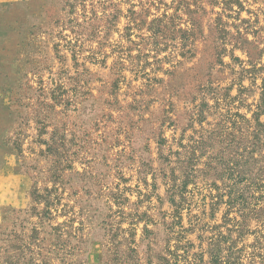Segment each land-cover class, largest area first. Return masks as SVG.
<instances>
[{"label": "rangeland", "instance_id": "rangeland-1", "mask_svg": "<svg viewBox=\"0 0 264 264\" xmlns=\"http://www.w3.org/2000/svg\"><path fill=\"white\" fill-rule=\"evenodd\" d=\"M30 8L2 36L0 85L13 120L0 144L17 152L27 192L20 206L0 209V262L30 245L36 264H175L180 225L164 158L185 129L192 135V119L197 130L222 129L256 112L264 0H33ZM212 182L189 185L185 228L216 195ZM223 212L210 219L207 208L205 220L220 224Z\"/></svg>", "mask_w": 264, "mask_h": 264}, {"label": "trees", "instance_id": "trees-1", "mask_svg": "<svg viewBox=\"0 0 264 264\" xmlns=\"http://www.w3.org/2000/svg\"><path fill=\"white\" fill-rule=\"evenodd\" d=\"M8 8V6H4ZM6 10V9H5ZM0 41L4 44L3 66L7 61L6 55L9 46L8 40L2 36L7 29H12L20 24L12 21L13 15H0ZM7 21V23H6ZM223 37L220 39L223 41ZM244 44L250 43L243 41ZM242 48V47H241ZM227 53L224 46L217 52V65H224L223 56ZM248 58H250V53ZM233 56V52H232ZM234 58V57H233ZM252 65V61H248ZM254 66L252 73L260 72ZM3 95L9 93V88L0 85ZM6 93V94H5ZM3 104L9 114V126L12 124V111L10 101L3 98ZM1 102V103H2ZM5 102V103H4ZM202 114V112L200 113ZM264 82L261 87L259 102L256 112L251 119L237 115L239 120L231 123V127L213 129L200 126L197 130L194 126L192 135L182 132L177 140L178 149L170 150L169 156L164 161L170 170L169 197L173 204L180 231L177 237L175 264H264ZM170 126L175 122L168 119ZM204 121L198 119L203 125ZM161 134L157 144L160 148L167 146L168 140ZM1 143L8 144L5 140ZM15 146V145H14ZM15 148H17L15 146ZM18 149V148H17ZM219 151L218 154L215 152ZM175 157V161L172 159ZM202 163V167H200ZM200 177L211 183L216 195L210 197L212 201L203 207L202 215H194L189 221V227L183 226V210L188 199L189 185L195 184ZM219 183V184H218ZM39 200H36L37 203ZM188 206V205H187ZM224 206V212L220 224L211 225L205 220L216 218V213ZM47 221L51 220L50 213L45 214ZM1 232V231H0ZM36 228L32 230L36 234ZM188 234L197 235L198 244L188 238ZM252 237L251 244L246 240ZM32 238V236H30ZM11 247L12 256L0 264H36L33 259H27L28 254H35L30 245L25 247ZM18 251V252H15ZM166 264H169L166 262Z\"/></svg>", "mask_w": 264, "mask_h": 264}, {"label": "crops", "instance_id": "crops-1", "mask_svg": "<svg viewBox=\"0 0 264 264\" xmlns=\"http://www.w3.org/2000/svg\"><path fill=\"white\" fill-rule=\"evenodd\" d=\"M31 3L33 0H0V15H17L18 13L23 15L21 12H24V15L32 13ZM22 4L24 6H21ZM4 6H8V8L5 10ZM0 19H2L1 16ZM4 48V44L0 41V66L3 62ZM3 98L4 95L0 89V136L8 129L10 118L2 102ZM0 158L3 160V166L0 169V209L2 206H20L22 197L27 192V186L25 189L22 188V176L18 170V154L13 146L2 143L0 144Z\"/></svg>", "mask_w": 264, "mask_h": 264}]
</instances>
